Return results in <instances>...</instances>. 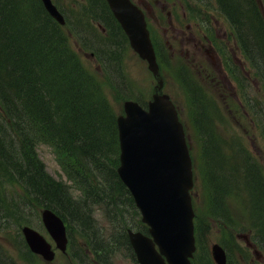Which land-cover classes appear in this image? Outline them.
<instances>
[{"label":"trees","instance_id":"16d2710c","mask_svg":"<svg viewBox=\"0 0 264 264\" xmlns=\"http://www.w3.org/2000/svg\"><path fill=\"white\" fill-rule=\"evenodd\" d=\"M88 1L84 11L77 14L69 6L63 8L60 5L63 0H56L66 15L64 26L48 13L41 0H0V178L20 183L39 205L80 224L84 234L93 240L95 252L102 253L103 260L99 262L113 264V249L130 247L129 226L143 231H147V226L140 220L134 199L118 174L119 114L103 95L100 81L71 47L66 33L72 24L78 31L80 24L83 25V33H88L87 29L93 31L91 39L97 42L101 57L108 63V79L122 94V85L127 79L121 63L125 33L106 0ZM217 2L235 26L242 46L254 59L262 58L264 13L259 1ZM100 22L108 23L103 25L111 29L112 39L99 38L94 24ZM117 42L119 49H114L111 45ZM197 104L200 105L199 99ZM199 116L204 117L201 109ZM204 134L208 138L205 147L210 165L217 162L229 165L233 161L238 164L232 166L234 171L228 170L234 178L226 179L227 186H235L240 182L234 176L235 172L240 173V164L234 151L210 157L212 132L204 130ZM40 143L56 149L71 183L56 179L45 169L37 152ZM243 155L252 167V158L245 152ZM250 174L252 212L257 227L264 229V178L257 171ZM217 181L222 184L225 178L218 180L213 173L212 184ZM73 188L81 191V198L74 194ZM96 205L104 208L114 225L110 238L99 232L91 216V209ZM196 231L200 251L195 264H214L206 246V225L196 223ZM261 239L264 240V230Z\"/></svg>","mask_w":264,"mask_h":264},{"label":"rangeland","instance_id":"374dc122","mask_svg":"<svg viewBox=\"0 0 264 264\" xmlns=\"http://www.w3.org/2000/svg\"><path fill=\"white\" fill-rule=\"evenodd\" d=\"M64 1L67 4L68 0ZM72 1H69L68 5L70 7L72 6ZM84 1L86 0H81V5H83ZM148 1L142 0V3L149 7V27L155 43L160 45L161 48L163 91L169 93L176 104L184 124L186 138L193 158L195 172V184L192 189L193 203L198 222L206 225L204 234L206 242L211 247L213 243L224 244L230 240L232 259L229 264H264L262 252H258V254L255 252L258 246H248V249L246 238L244 237L245 234H251L253 231L256 232V230L262 235V230H264L253 225L252 201L254 199L252 198V190L248 182L251 174L243 166L239 165L240 173L235 172L234 176L240 182L235 186L232 184L227 186L228 182L226 179L234 178L231 174H228V166L225 167L221 162L210 165L207 159L206 145L204 144L205 139L201 137L195 125L191 93L185 87L188 84H183L182 79L177 75L181 70L184 79L189 78L191 80L192 78L193 83L197 86V91L206 96L211 102V104H203L201 108L204 117H198V122L202 127L211 128L212 137L210 142L212 141V151L209 150V156L217 158L222 152H228L232 148L235 158L239 159L244 156L243 152L246 151L253 156L252 168H256L259 174L264 177L263 83L249 61L244 59L239 48V52L234 51V55L238 56L240 54L241 59L229 58L230 51L235 49L231 37V28L226 18L218 14L214 0H211V3L215 12L210 14H212L213 18L217 15L216 17L220 20V26L229 33V40L232 42V46L227 43V47L224 50L229 52V54H226L227 57L222 50L224 53L223 67L220 62L214 61L213 58L207 56V49H211L210 43L206 42L203 33L195 26L196 18L193 17L204 18V12L199 15L197 10L195 12L191 11L186 6L187 0H168L166 2L167 6L163 8L157 6V0H150L152 1L149 2L151 7ZM261 1L264 4V0ZM182 5L185 6V9H183ZM72 8H74L76 13L81 9L76 4ZM185 11L188 13L189 18L184 15ZM213 23L216 27L214 20ZM66 33L69 34L71 47L78 52L83 65L91 74L97 77L95 79L98 82L100 81L99 84L102 87L103 95L111 102L117 114H122L123 112L125 96L127 98H141L145 101L152 98L157 80L149 70L147 62L140 58L126 38L125 41H122L121 63L127 78L123 85L128 91L123 95L118 92L117 88L108 79L105 66L98 60L96 51L81 44L73 37L72 33L68 31ZM215 39L216 36L212 35L211 42L213 46H215ZM111 46L114 49H119L118 42ZM217 46L221 49L223 46L221 40H219ZM257 57L259 56H256V59L264 71V55H262V58ZM225 70L228 74L227 77L223 74ZM199 99L202 100L201 96ZM205 112L209 114H205ZM54 149L48 144H39V157H41L40 159L44 163L45 169L53 177L68 181ZM219 159H222V157H219ZM206 169L211 174L215 173L218 180L222 177L225 178V182L222 184L217 181V204L215 210L211 212H209L210 190L206 181ZM253 177L252 175L251 178ZM229 188H232L231 195L227 193ZM73 189L75 194L81 198L80 192L75 188ZM30 202L33 204L31 205ZM0 204V252L5 251L7 255L10 254L19 264H81L74 254H72L73 258L71 260L67 259L69 258L68 256L62 257L58 255L57 258L59 259L51 263L38 262V259L26 260L22 256L20 249V246L23 247L21 227L24 224L38 227V211L40 210L38 207L40 206H38L36 200L29 197L20 183L9 179L2 180V178H0ZM217 208L228 209V211L226 210V214L222 217V214L216 211ZM246 210L250 213L251 221ZM96 218L99 226L98 230H103L108 237H111L113 227L110 221L105 218L101 211L96 213ZM226 222L231 226H227ZM73 223L70 224V227L74 250H86L89 247L87 241H90V236L88 238L80 233L77 229V223ZM256 223L258 225L257 221ZM259 240L261 241V239ZM256 256H258L259 262L254 261L253 257L255 258ZM113 259L114 264H138L122 248L116 250Z\"/></svg>","mask_w":264,"mask_h":264},{"label":"water","instance_id":"95a60500","mask_svg":"<svg viewBox=\"0 0 264 264\" xmlns=\"http://www.w3.org/2000/svg\"><path fill=\"white\" fill-rule=\"evenodd\" d=\"M43 1L49 12L64 23L52 1ZM108 2L133 48L158 74L156 53L142 10L131 0ZM124 109L125 113L118 117L121 150L118 172L130 188L143 221L150 225L151 234L129 230L138 259L141 264H192L189 257L196 248L190 194L193 168L177 110L169 95L159 93L154 94L148 109L132 100L125 102ZM43 217L58 245L65 248L63 220L49 209L43 212ZM24 232L33 250L52 257L50 245L37 231L25 227ZM213 252L219 263L224 264L225 255L219 244L213 245Z\"/></svg>","mask_w":264,"mask_h":264},{"label":"flooded vegetation","instance_id":"af4514ba","mask_svg":"<svg viewBox=\"0 0 264 264\" xmlns=\"http://www.w3.org/2000/svg\"><path fill=\"white\" fill-rule=\"evenodd\" d=\"M39 221H40V224L42 226V229H40L41 232H43L45 237L52 243V248L55 251V256H54L53 260H58L59 259V258H57L58 255H60L62 257H67L68 256L69 258H67V259L71 260L73 258L72 257V254H73L72 242L73 241H72V235H71V233H72L71 228L70 229L68 228V231H67V235H68V239H69L67 250L62 251L61 249L57 248L54 240L50 237L49 233L47 232L46 228L44 227V224H43L42 220L39 219ZM22 256L23 257L25 256L26 258H29V259H33V258L34 259H38V262H45V260L43 259V257L41 255L36 254V253L32 252L31 250H27V249L25 250L24 249V251L22 252ZM10 260H14V258L10 256ZM51 262L52 261H50V263Z\"/></svg>","mask_w":264,"mask_h":264},{"label":"bare ground","instance_id":"6f19581e","mask_svg":"<svg viewBox=\"0 0 264 264\" xmlns=\"http://www.w3.org/2000/svg\"><path fill=\"white\" fill-rule=\"evenodd\" d=\"M61 1V0H60ZM255 30V29H254ZM262 33V32H261ZM256 43V42H255ZM264 45V44H263ZM29 53V52H28ZM55 96V95H54ZM54 98V97H53ZM78 101V100H77ZM23 102V101H22ZM21 102V103H22ZM96 104V103H95ZM90 107V106H89ZM43 109V108H42ZM95 110V109H94ZM20 113V112H19ZM39 113V112H38ZM39 115V114H38ZM1 130V129H0ZM2 134V133H1ZM29 134V133H28ZM31 134V133H30ZM32 141V140H31ZM26 143V142H25ZM240 159V160H239ZM237 159V162L242 165L248 172H253V171H257V173L259 174V171L255 168L253 169L252 167H250V165L247 163V161L245 160V158H239ZM8 164V163H7ZM15 172V171H14ZM42 191V190H41ZM58 196V195H57ZM61 202V201H60ZM56 203V202H55ZM61 204V203H60ZM81 205V204H80ZM76 206V205H75ZM0 208H1V204H0ZM13 221V220H12ZM11 223V222H10ZM18 224V223H17ZM9 226V225H8Z\"/></svg>","mask_w":264,"mask_h":264}]
</instances>
